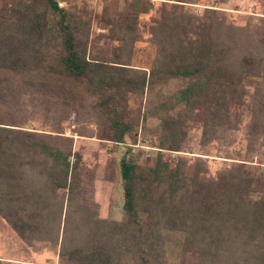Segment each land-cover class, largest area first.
<instances>
[{
  "label": "trees",
  "instance_id": "obj_1",
  "mask_svg": "<svg viewBox=\"0 0 264 264\" xmlns=\"http://www.w3.org/2000/svg\"><path fill=\"white\" fill-rule=\"evenodd\" d=\"M186 3H162L147 28L152 57L137 66L130 59L139 37L127 34L136 15L118 14L117 50L96 57L89 23L56 0H0V219L27 244L58 247L59 264H186V256L193 264H264L260 177L233 163L210 178L204 163L162 154L180 151L189 123L200 124L203 145L224 138L252 82L247 150L258 143L264 157V38L215 9L194 20ZM172 80L184 85L152 113L161 150L154 165L122 158L124 219H100L91 171L60 135L62 123L72 112L94 116L98 139L124 143L141 118L130 100ZM38 120L50 130L33 128Z\"/></svg>",
  "mask_w": 264,
  "mask_h": 264
},
{
  "label": "rangeland",
  "instance_id": "obj_2",
  "mask_svg": "<svg viewBox=\"0 0 264 264\" xmlns=\"http://www.w3.org/2000/svg\"><path fill=\"white\" fill-rule=\"evenodd\" d=\"M60 7L73 13L83 22L89 23L90 34L88 50L96 57L112 56L119 43L112 39L120 35L119 25L125 20L118 14L137 16L135 32L128 37L137 36L138 41L131 48L130 64L148 66L154 47L150 44L147 30L150 20L159 17V8L166 0H150L134 3L130 0H56ZM174 3V1H168ZM185 12L194 20L200 19L205 8L215 9L225 17L227 23L245 28L254 39L264 38V0H187ZM112 38V39H111ZM264 40V39H263ZM259 45V44H258ZM130 50V49H126ZM264 54V45L258 47ZM148 55L150 57L148 58ZM184 85L180 80H172L158 93L144 95L140 101L130 100V111L139 113V124L124 143L114 144L98 139L97 124L93 117L72 112L61 125L65 137L72 138V151L81 156L83 164L91 171L93 198L99 207L100 219L122 221L123 191L119 173V162L125 158L141 167H152L160 149L157 147L156 129L159 119L152 115L165 95L176 94ZM255 84L245 82L244 104L233 111L228 131L224 138L206 144L200 143L199 123H189L186 137L179 152L162 151L164 159L174 161L181 157L192 167L195 162L205 164L207 176L212 178L221 169L233 163H245L251 173L264 182V157L255 144L253 151L247 150V127L250 119L252 94ZM41 121L33 123V128L41 127ZM191 168L188 167V172ZM264 190V189H263ZM61 197L64 196L60 193ZM58 247L46 242L32 241L27 244L20 240L10 227L0 219V264H59ZM169 264H177L167 259ZM186 264H193L195 258L186 256Z\"/></svg>",
  "mask_w": 264,
  "mask_h": 264
},
{
  "label": "crops",
  "instance_id": "obj_3",
  "mask_svg": "<svg viewBox=\"0 0 264 264\" xmlns=\"http://www.w3.org/2000/svg\"><path fill=\"white\" fill-rule=\"evenodd\" d=\"M132 2V4L134 3H140L142 1H150V0H130Z\"/></svg>",
  "mask_w": 264,
  "mask_h": 264
}]
</instances>
